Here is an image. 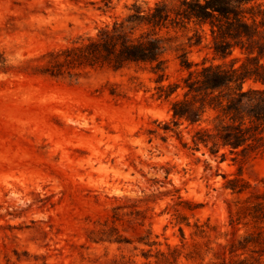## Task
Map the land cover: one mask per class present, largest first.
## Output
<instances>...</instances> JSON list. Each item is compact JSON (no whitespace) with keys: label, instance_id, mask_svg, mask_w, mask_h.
Here are the masks:
<instances>
[{"label":"rangeland","instance_id":"374dc122","mask_svg":"<svg viewBox=\"0 0 264 264\" xmlns=\"http://www.w3.org/2000/svg\"><path fill=\"white\" fill-rule=\"evenodd\" d=\"M134 1H114L102 13L99 0H0V264H154L166 245L180 248L177 264H204L184 259L190 247L181 248L175 215L191 225L208 221L224 244L232 237L227 203L234 198L225 181L264 180V156L221 160L183 148L162 130L149 134L170 120L175 95L158 99L146 71L69 79L24 67L93 36ZM205 55L200 46L190 58ZM166 58L163 84L179 82L185 73L174 54ZM111 85L123 96H111ZM177 197L199 206L186 211Z\"/></svg>","mask_w":264,"mask_h":264},{"label":"trees","instance_id":"16d2710c","mask_svg":"<svg viewBox=\"0 0 264 264\" xmlns=\"http://www.w3.org/2000/svg\"><path fill=\"white\" fill-rule=\"evenodd\" d=\"M114 1L99 0L98 10L110 11ZM127 11L93 36L78 37L69 46L28 60L24 67L69 79L90 71L136 67L154 77L158 99L175 95L170 120L159 123L149 134L158 135L162 130L183 148L221 160L264 156V0H156L151 5L135 0ZM200 46L209 56L195 62L191 50ZM169 53L185 74L179 82L164 85ZM109 92L123 96L115 85ZM224 189L234 196L227 203L232 237L218 243L221 235L216 226L208 221L191 225L186 216L177 213L181 248L190 247L184 259L204 264H264V180L252 186L234 177L225 181ZM177 200L176 205L189 212L199 206L181 197ZM184 227L190 230V244ZM241 228L244 232L238 234ZM166 247V251H156L154 264L178 263L180 248ZM208 256L211 258L205 261Z\"/></svg>","mask_w":264,"mask_h":264}]
</instances>
